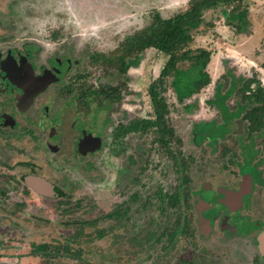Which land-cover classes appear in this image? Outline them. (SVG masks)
<instances>
[{
  "label": "flooded vegetation",
  "instance_id": "obj_1",
  "mask_svg": "<svg viewBox=\"0 0 264 264\" xmlns=\"http://www.w3.org/2000/svg\"><path fill=\"white\" fill-rule=\"evenodd\" d=\"M20 2L0 0V264H157L155 260L164 257L166 264H264V169L260 167L264 157L254 159L264 150L263 145L255 144L258 138L263 140L259 136L254 137L253 148L257 171L231 168L203 172L190 167L184 171L183 207L176 213L178 223L172 224L179 230L171 231V220L169 223L171 244L167 234L150 242L143 224L127 241L128 215L120 222L111 216L118 207L122 212L129 205L123 173L130 171L131 161H150L156 151L167 153L165 145L157 141L150 86L159 78L168 56L148 47L138 53L140 56H130L139 60L125 72L123 56L117 53L121 43L150 24L156 12L165 17L160 7L149 11L147 25L119 33L111 43L102 39V34L91 41L80 38L71 23L33 24L27 21V14L15 21L14 7ZM209 11L223 14L219 8ZM72 17L70 13L69 19ZM150 50L166 60L148 86L150 105L144 108L143 97L136 96L143 95L142 91L132 87V72L143 67ZM167 81L163 95L171 109L166 96L171 77ZM201 90L182 103L173 93L191 112L198 106ZM214 94L205 101L221 112L209 102ZM137 102L140 105L134 107ZM189 103H193L190 108L186 107ZM212 119L220 121L216 117L199 119L194 127ZM235 125L234 118L222 139L232 134ZM244 137L249 135L237 136L243 150L251 141L244 145ZM204 138L205 133L201 141ZM220 140L210 144L218 145ZM114 162L118 164L115 173L109 168ZM92 171H104L105 175L94 177ZM81 189L93 193L94 199L103 193L110 205L113 200L117 203L102 217L83 219L80 209H91L76 196ZM133 205L130 200V220L133 211L139 215L148 210L136 205L133 210ZM95 219H112L121 231H111L108 226L100 229L95 238L111 234L113 241L104 253L95 250L88 254L79 240L91 237L86 228ZM53 225H61L57 234L49 231ZM70 227L76 231L69 232ZM160 242L161 253L146 252L145 246ZM149 258L154 260L149 263Z\"/></svg>",
  "mask_w": 264,
  "mask_h": 264
},
{
  "label": "rangeland",
  "instance_id": "obj_2",
  "mask_svg": "<svg viewBox=\"0 0 264 264\" xmlns=\"http://www.w3.org/2000/svg\"><path fill=\"white\" fill-rule=\"evenodd\" d=\"M187 1L188 0H21L19 7H14L15 10L13 15L16 21L19 19L18 17H23L24 14H27V21L33 24L46 23L50 25L57 22L63 24L71 23L74 29L73 33L76 35L79 34L80 38L91 41L102 34V39L106 42L113 43L124 31L127 30L130 32V30L132 31L134 28L147 25L151 20L149 11L153 7H155L154 9L160 7V11H162L163 15L169 17L176 11L181 10ZM248 5L250 11L248 15L249 25L242 32H237L235 27L228 25L223 14L218 15V11H209L206 17L208 20L215 19V30L210 31L203 25L202 28L195 33L194 41L191 43L192 47H208L209 50H213L212 58L207 66V70L211 74L213 80L211 84L201 90L199 101L197 102L198 106H196L193 111L188 112L183 108V105L177 101L171 89L169 92H166L168 101L171 104L173 124L176 127L177 134L182 139V144L180 146L178 145V148H181L184 157L192 156V159H190V168H192V171H229L231 168H239L240 171H244L245 173L248 171H257L255 167L256 162L253 161L254 149L248 146L243 150L241 142L237 139V136L244 132V120L237 117L238 115L236 114V127L234 126V131L232 134L222 139L224 134L229 133L233 121H230L223 114V120L221 121V112L205 101L206 97L213 96L216 82L227 69H230L236 77L240 75L251 77L253 74H256V77L260 78L264 83V69L260 67V63L264 58V0H248ZM70 13L74 16L71 20L69 19ZM72 21L74 22L72 23ZM150 51L143 60V67L141 68L139 65L134 69L135 71L132 72V87L142 91L143 95L139 94L136 96L143 97L144 108L150 105L147 95L148 86L152 79L159 75L166 60L163 59L162 54L152 52V50ZM226 60H228L227 63L225 62ZM188 65L189 61L185 62L182 66L187 67ZM221 79L225 82V78L222 77ZM192 81L193 79L189 81L187 78H183L179 80V83L181 86H186L190 85ZM136 96L134 97L136 98ZM194 100L195 98L191 99V101ZM236 100V94L232 95L228 100L231 110L236 108ZM186 102L190 101L186 100ZM139 105V102H137L134 107H138ZM213 117H216L220 121H214L212 119L209 122H201L195 126L199 134L197 143H200L196 144L193 139L194 123L199 119L208 120ZM204 133L206 138L201 141ZM217 139H221L218 145L210 144V142ZM249 139V137H244V145L249 143ZM255 144L256 146L263 145V140L260 141L258 138ZM224 147L228 148L225 155L222 153ZM262 152L263 153H259L254 159L263 158L264 150H262ZM157 163H159V168H153L157 170L152 171L151 174H149V171L146 172V174L149 175L145 177V184H143V186L141 185L142 188H140L142 189L140 193L141 200L148 198L150 193H152L151 191L157 189L155 186L157 182H160L165 187H169L167 183L168 175L164 177L161 172L164 169H169L168 165L171 163L170 156L167 155V153H163L162 155L156 151L153 155H150L149 166L152 167ZM117 167L118 164L115 162L109 166L113 173H115ZM260 167L264 169V161L261 162ZM91 173L94 177H96L95 175H105L104 171H92ZM177 179H179V174L171 171V184L172 182H177ZM99 183L101 187L105 184L104 181ZM114 184L115 182L113 181V186ZM131 186L136 187L137 183L133 184L130 182V187ZM138 187L139 186H137V188ZM130 193L131 190L126 191L127 195H130ZM76 196L83 199V205H85L86 208L91 209L88 210V212H83L82 209H80V217L86 220L102 217L106 211L109 210L110 206L113 207L117 203L113 200V203L110 205V200H105V194L103 193L98 196L99 200L94 199L92 198L93 193L89 192L85 194L82 189ZM112 199L119 198L114 197ZM88 203H91L90 208L87 206ZM135 205L138 204L136 203ZM135 205H133V210L135 209ZM169 215L171 216L170 212ZM160 217L157 205H152L146 212H139V215L133 211V218L131 220L127 219V233L124 232L127 235V241H130L129 236L132 234L133 230H141V228L137 226H141L144 219L148 218L152 220L156 218L159 220ZM175 217L176 214H173L171 218L172 223ZM164 219H166L165 216L161 218V221ZM106 226L110 227L111 231L114 229L121 231L116 228L115 221L112 219H102L97 222L96 225L92 224L91 227L88 226L86 230L91 237H83L79 240L88 254H91L92 251L94 252L95 250L99 251V253H104V251L107 250V246L113 241L114 236L111 237V234L110 236L95 238L96 233L100 229H106ZM59 229H61V225H53L49 231L57 234ZM70 229L71 231L69 230V232L71 233L76 231L75 228L70 227ZM161 245L162 242L158 244L153 243L151 246H145L146 252L156 256L158 253L162 252ZM164 254L166 255V253ZM129 255L130 258H133L131 254ZM143 257H147L145 252ZM153 260V258L148 259V261H150L149 263ZM166 260L167 258L164 257L163 259L155 260V263L166 264Z\"/></svg>",
  "mask_w": 264,
  "mask_h": 264
},
{
  "label": "trees",
  "instance_id": "obj_3",
  "mask_svg": "<svg viewBox=\"0 0 264 264\" xmlns=\"http://www.w3.org/2000/svg\"><path fill=\"white\" fill-rule=\"evenodd\" d=\"M217 8L223 12L226 23L235 27L237 32H242L249 25L248 15L250 11L248 0H188L181 10H178L170 17H163L159 12H156L150 24L130 35L127 42L121 43L117 50V53L123 56L122 70L125 72L130 64H136L139 60L137 58L133 61L130 56H140L138 53L148 47H155L168 56L159 78L152 82L150 89L154 110L157 115V120L154 122L158 126L157 141L163 147L165 145V149H167L171 159V163L168 165L170 170L164 169L161 172L164 177L168 175L167 183L169 187L157 182L155 185L157 189L151 191L152 193H150L148 198L141 200L140 193L142 189L140 187L138 189L137 186L145 184V177L156 170L153 168H159V163L150 167L148 159H137L135 163L133 160L131 161L132 166L129 168L130 171H124L123 173L125 182L127 186L129 185L127 190H131L130 195H127L126 199L129 205L122 212L118 207L111 213V216L117 218V221L120 222L126 214L128 215L127 219L130 220V200L134 205L138 204L136 207H141L144 210L152 205H157V210L161 216L159 220L156 218L143 220L144 230L148 231V235H150V242L161 240V236L164 234L168 235L172 215L183 207V191L181 189L183 183L187 182L184 171H187L190 167L189 159L192 158V156L184 157L181 148H178V145L182 144V139L177 134L176 127L172 121V111L163 93L167 90L169 77H171V89L176 92L180 103L184 102L186 97L192 96L195 92L212 82L207 66L212 58L213 50L204 47L192 48L190 44L194 40L195 33L201 29V26L205 25L208 30L214 28V19L208 20L206 12ZM187 61H189V65L187 67L182 66ZM260 67L264 69V58L260 63ZM222 77L225 78V82L221 79ZM222 77H219L214 97L209 102L217 104L222 114L230 121H233L236 114L238 115L237 117L244 120L245 131L243 135H249L251 140L250 148H254L255 136L263 138L264 148V83L256 76L236 77L230 69H227ZM183 78H187L189 81L193 79V81L190 85L181 86L179 80ZM234 94L237 96V106L231 110L228 100ZM191 106H193V103L186 104V107L190 108ZM170 111L171 117L169 115ZM193 133V139L197 141L199 134L195 127H193ZM227 151L228 148H224V155ZM149 168H151V171L146 174L147 171L144 170ZM170 171L179 174L177 182H172V184ZM130 182L133 184L137 183V186L130 187ZM170 190L171 193H169ZM170 210L171 216L169 215ZM163 216L166 219L161 221ZM97 220L95 219L91 223L94 225L98 222ZM175 220L174 223L171 222V231L179 230V228H175V230L172 228V224L175 226L178 223L177 215ZM153 227L156 229H151ZM169 233L168 242L171 244V232Z\"/></svg>",
  "mask_w": 264,
  "mask_h": 264
}]
</instances>
